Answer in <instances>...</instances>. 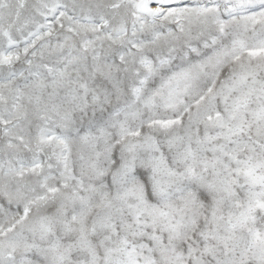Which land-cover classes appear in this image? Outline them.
Here are the masks:
<instances>
[{
  "label": "snow or ice",
  "instance_id": "snow-or-ice-1",
  "mask_svg": "<svg viewBox=\"0 0 264 264\" xmlns=\"http://www.w3.org/2000/svg\"><path fill=\"white\" fill-rule=\"evenodd\" d=\"M0 264H264V0H0Z\"/></svg>",
  "mask_w": 264,
  "mask_h": 264
}]
</instances>
